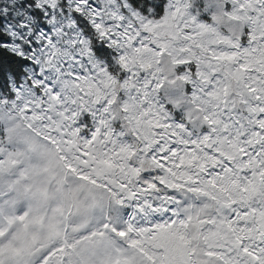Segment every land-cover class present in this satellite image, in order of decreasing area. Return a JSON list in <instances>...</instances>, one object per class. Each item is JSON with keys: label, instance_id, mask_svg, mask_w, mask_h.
<instances>
[{"label": "snow or ice", "instance_id": "6c2138e0", "mask_svg": "<svg viewBox=\"0 0 264 264\" xmlns=\"http://www.w3.org/2000/svg\"><path fill=\"white\" fill-rule=\"evenodd\" d=\"M0 264H264V0H0Z\"/></svg>", "mask_w": 264, "mask_h": 264}]
</instances>
